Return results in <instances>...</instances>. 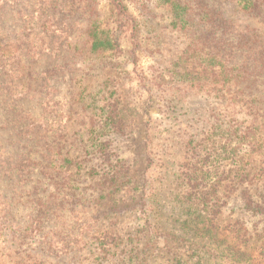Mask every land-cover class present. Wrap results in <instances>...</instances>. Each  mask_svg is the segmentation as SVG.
Returning <instances> with one entry per match:
<instances>
[{
	"label": "rangeland",
	"instance_id": "obj_1",
	"mask_svg": "<svg viewBox=\"0 0 264 264\" xmlns=\"http://www.w3.org/2000/svg\"><path fill=\"white\" fill-rule=\"evenodd\" d=\"M69 1L80 5L74 9L78 13H70L63 25L59 20L57 29L64 35L54 30L49 40L59 46L39 61L41 69L53 75L48 100L24 98L13 105V111H0V219L3 222V213L8 212L5 223L17 230L15 237L22 233L28 237L16 241L11 231L1 227L0 264L100 263L95 258L101 251L91 255L85 242L90 236L96 241L95 235L104 232L121 243L104 259L108 264L120 263L125 257L121 250L133 248L135 256L146 257L144 264H177V255L187 257L199 240L211 242L207 232L203 237L210 242L201 239L203 232H193L188 222L183 226L195 212L203 213L184 199L190 189L185 183L187 169L190 176L206 177L205 184L217 182L222 187L219 227L238 248L249 246L255 254L254 244L262 243L260 235L264 237V221L247 203L264 200V67L255 60L264 50V0H257L256 13L215 0L214 7L232 17L241 33L255 34L253 38L262 41L254 53L238 56L242 68L230 73L239 75V80L231 82L222 65L214 74L212 69L220 60L207 55L195 40L201 42L196 31L202 25L192 26L189 32L177 23V0H122L126 17L115 14L112 0ZM42 6L41 0H0V10L5 12L0 27L7 25L6 31L11 32L19 26L14 12L28 14ZM16 17L28 22L21 13ZM67 30L73 39L67 40L70 47H65ZM90 31L97 37L118 36L120 50L92 52L87 44ZM246 63L248 72L243 69ZM257 75L263 78L259 84ZM249 76L250 81L242 82ZM4 80L0 77V83ZM115 104L129 125L127 137L116 148L132 162V183L121 194L104 199L105 205H98L101 200L96 195L101 189L92 190L93 179L83 176L98 160H84L91 158L88 151L95 156L89 138L93 139L90 132L96 129L102 108L115 109ZM207 158L211 173L203 176L196 169ZM28 160L34 165L26 170L29 174L23 182L7 176V171L16 174L27 169ZM242 170L250 177L245 181L238 177ZM44 206L54 209L46 215L49 222L39 217ZM97 208L106 210L100 223H94ZM38 221L43 225L37 235L32 231ZM236 221L243 226H236ZM232 229L245 235L248 243L238 242ZM43 234L45 240L39 244ZM68 234L73 237L71 244L65 238ZM219 248L227 252L220 243ZM215 259L216 264L223 263ZM137 262L135 258L133 264ZM210 262L215 264L213 259Z\"/></svg>",
	"mask_w": 264,
	"mask_h": 264
},
{
	"label": "trees",
	"instance_id": "obj_2",
	"mask_svg": "<svg viewBox=\"0 0 264 264\" xmlns=\"http://www.w3.org/2000/svg\"><path fill=\"white\" fill-rule=\"evenodd\" d=\"M219 1L221 3H228L227 5H234L239 8L240 11H246L248 13H256L257 8H259L257 0ZM41 2L43 4L42 7L32 9L28 14H25L22 11H13L18 16H20L21 13L22 17L28 21L27 23H25L21 17V21L19 22V17H16L15 15V18L18 21V24L16 25L19 26L15 27L11 32L6 31L7 25L0 27V77H5V80L0 83L1 112H6L7 110L13 111L15 107L13 105L20 99L43 97L44 100H48L49 98L48 93L51 92V77L53 75L49 73L48 69H41L39 61L53 55L59 46V44L54 45L52 41H49L50 39H53L52 32L54 30H56L57 33H60L59 29H57V27H59V20L62 21L63 25V20L66 21L67 18H69L70 13L72 15L75 12L78 13V11H75L74 9L80 5L69 0H41ZM112 4L115 14L117 13L123 17L127 16V10L122 0H112ZM214 5H216L215 0H177V23H181L183 27L186 26L189 32L192 30V26L195 27L197 24L202 25L198 27L200 28V31L196 28V32L200 33L198 38L201 42L197 39L195 40L206 48L207 55H213L215 59L218 58L220 60L217 61L218 63L212 69L214 74L218 75V67L219 65H222L229 71V78L231 76L229 79L230 82L234 80V78L239 80V75L230 73L232 70H237V66L242 68V61L240 63L237 62L238 56L240 54L250 55V52L254 53L256 51L255 46L262 44V41L260 39H254L253 37L255 34L244 35V33H241L236 21L232 17L229 18L224 16L221 11L223 9H217ZM68 7L73 9H68ZM197 8H199V11H197ZM80 11H82V9H80ZM237 12L240 13L238 10ZM2 16L5 18L4 10H0V17ZM6 22L7 20L5 23ZM67 33L68 35H66L64 40L66 41L65 47H70V43H67V40L72 41L73 39L70 37L68 30ZM60 34L64 35V32H61ZM90 34L91 40L87 44L88 47L90 46L89 50L92 52H116L120 50L118 36L108 35L106 37H97V33H92L91 31ZM43 35L48 38L44 39ZM135 45L139 46L137 42H135ZM195 45L198 46L197 43H195ZM255 60L258 62V66L264 67V50L255 58ZM248 64L249 63L243 65V69L247 72L249 67ZM262 67L260 69L261 72ZM262 75H264V73H262ZM257 77V84H259L263 78H261V75H257ZM251 78L252 76L243 77L242 82L250 81ZM105 100H107V98H104V101ZM113 107H115V109L108 106L107 111L105 108H102V114L99 122H97V127L90 132L94 135L93 139L89 138V143L93 140L92 144L89 146L95 148V156L92 155L93 153L91 151H88L86 154L88 157L91 156V158L89 160H84V162H92L95 158L98 160L97 163L90 167L89 171H85L83 175L85 180H89L88 176L93 179L91 180L94 183L91 186L92 190L101 189L98 195H96L99 201L101 200L100 202L97 201L99 202L98 205H105L104 203L102 204L104 199L109 198L111 194H121L128 188L127 186L132 183V164H130L132 162L131 160L129 161V157H125L122 154L119 147L118 149L116 148L119 142H122V140L127 137L129 125L124 113L119 109L116 110L118 108L117 105L115 104ZM37 139L39 141L41 140L40 138ZM190 146H192L191 143ZM46 148L51 154H53L52 149L48 147V145ZM192 149L194 150L195 147H192ZM0 159L2 160L1 155ZM208 160L209 158L205 159L204 166L196 169L200 175L203 174V176H207L211 173L210 171H207L208 166H210V164L207 166ZM63 161H65V163L68 162L67 158H64ZM27 164V169L26 167H22L23 169L18 170L20 171V177L18 171L16 174L7 171V176L11 180H19L18 184H20L23 182V176L29 174L26 170H28L31 165H34L29 163V160L27 161ZM188 171L189 169H187L186 172V178L188 181L185 183L189 184L188 186L190 189L184 199L187 198L193 208L197 205L201 213L203 212V215L195 212L194 214L196 216L190 221H185L183 226H186V222H188L190 224L189 228H192L193 232H195V230H197V232H203L201 239L209 241L208 237H203L207 232L211 242L209 241V244H205L203 241L199 240L196 243L197 248L194 250L193 247L192 251H188L189 255H187V257H185V254L181 256L177 255V264H211L210 261L212 259L216 264L218 261L215 258L221 259L220 261L223 263L224 261L227 263L229 262V264H241L242 262H245L246 264H264V237L260 235L262 243L258 244V242H256V244H254V250L256 251L255 254L249 252L251 250V247L249 246L244 250L241 247L238 248V243L230 241L229 236L224 235V232L220 229V225L218 224L221 221V219L218 218L222 214L220 209H222L224 205L223 201L219 199L222 187L219 186L217 182L211 185L205 184L203 181L208 180L206 177L201 178L196 177V175L193 177L188 175ZM238 177H240L242 181L250 178L244 170H242L241 175H238ZM16 204L17 203H15V205ZM15 205L12 207H15ZM44 207L40 208L41 215H39V217H41L42 220H47L49 222L46 215L54 212V209L53 207ZM247 208H249L255 216L264 221V200L263 204H256L254 201H249L247 203ZM96 211V222L94 223H100L102 221V219L99 220L102 214L101 212L106 210L97 208ZM7 215H9L8 212L3 213L2 217L4 218V223L0 219V228L5 227L6 230L11 231L14 235L13 238H15L16 241H24L27 239V235H23V233L19 237H15V234H18L17 230L13 229V227L10 229L11 225L5 223V221H7ZM204 218L205 222L203 221ZM42 225V221H38L34 227L35 231H32V233H37V235L40 234V232H42ZM235 225L243 226L240 221H236ZM88 226L90 225L85 224V228L89 229ZM217 228L219 231H217ZM25 230L28 232L27 227ZM232 232L237 234L236 240L238 242L248 243V239H245V235H240L239 230L232 229ZM95 236L97 237L96 241H93L94 239L91 236L86 238L85 245L89 247V252L93 256L96 255L98 250L101 251L99 256H96L97 258H95L96 260L101 261L96 264H108L107 261H105L107 260L105 258L110 254L112 248L119 249L121 243H118L116 237L105 232L101 233V235L97 234ZM71 237V234L65 235V238L70 240L68 241L69 244H71ZM38 239L39 244L42 243V241L45 240L44 234L43 237L40 236ZM178 239L184 240L183 237H177V240ZM212 242L217 244L216 248H213L214 246ZM219 243L228 253L224 250H220ZM69 244L64 243L65 247H68ZM41 246L42 244L40 245V249ZM126 247L129 246L125 245L124 248ZM61 250L64 251L65 249L63 248ZM50 253L53 254L52 252ZM121 254H125V257H123L118 264H133L135 258L138 260L137 264H144L146 261V257L142 254L137 253V255H141V257L134 255V248L133 250L122 249ZM193 257L197 258V261H192ZM185 258H187L188 261L185 260ZM95 259L94 261H96ZM30 264L40 263L33 262Z\"/></svg>",
	"mask_w": 264,
	"mask_h": 264
}]
</instances>
